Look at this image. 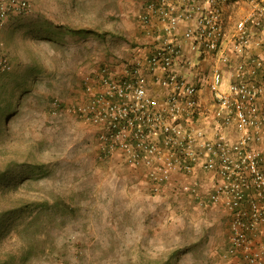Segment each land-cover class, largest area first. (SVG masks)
I'll return each mask as SVG.
<instances>
[{"label": "rangeland", "instance_id": "obj_1", "mask_svg": "<svg viewBox=\"0 0 264 264\" xmlns=\"http://www.w3.org/2000/svg\"><path fill=\"white\" fill-rule=\"evenodd\" d=\"M29 1L30 11L0 30L10 63L0 74V106L14 94L8 122L0 118V166L14 161V174L27 158L43 168L16 172L6 192L0 186V210L21 198L37 203L0 250L24 249L21 264H245L223 256L230 215L206 201L211 178L200 177L203 204L178 183L155 191L142 171L99 157L95 128L61 109L84 99V76L101 63L116 68L143 43L134 23L142 0Z\"/></svg>", "mask_w": 264, "mask_h": 264}, {"label": "built area", "instance_id": "obj_2", "mask_svg": "<svg viewBox=\"0 0 264 264\" xmlns=\"http://www.w3.org/2000/svg\"><path fill=\"white\" fill-rule=\"evenodd\" d=\"M30 9L0 0V30ZM134 17L143 43L83 77L76 117L155 191L178 183L203 204L211 178L206 201L230 215L223 256L264 264V0H142Z\"/></svg>", "mask_w": 264, "mask_h": 264}, {"label": "trees", "instance_id": "obj_3", "mask_svg": "<svg viewBox=\"0 0 264 264\" xmlns=\"http://www.w3.org/2000/svg\"><path fill=\"white\" fill-rule=\"evenodd\" d=\"M56 27H58V26H56ZM77 32H78V34L82 33L81 30H78ZM84 33H86V32L84 31ZM6 59H7V57H6ZM7 62L10 66L8 59H7ZM6 71H8V70L6 69L4 71H1L0 74H2L3 72H6ZM13 95L14 94L12 92V96L7 100L6 105L0 106V118L3 117L2 122L4 124H6V122H8L9 117L13 113V110L11 112L9 111L13 108L12 107ZM59 106H60V102L57 103L55 107L58 108ZM75 107H76L75 101H69L61 109L65 112H68L69 115H71V116L74 115L76 117L77 113L75 112L76 111ZM5 130H6V127H4V131ZM4 136L6 137V132L4 133ZM98 156L101 157V154H98ZM15 165L16 164L14 161H7L2 166H0V186L1 187H5V186H3V184H6V186H7V184H9V181H11L10 184H12V187H14L15 185H13V184L15 182H17V173L28 174L29 172H33V171L42 172V168H43V165H41V163L36 162L35 164H33L29 159L24 158L22 163H21L22 167H20L19 170L16 171L17 173L15 172L14 174H12L14 172L12 170H15L14 169ZM8 188H9V186L4 188L3 191L6 192V190ZM36 204L37 203L30 202L25 198H21L16 204L10 205L8 207V209L4 208V209L0 210V242L3 239V237L6 236L7 232L9 231V228L13 225L14 221L19 216L23 215L25 211L30 212L32 209L31 206H35ZM37 219H38V217L34 218L32 221L27 222L24 225L25 226L24 229H28L29 227L34 226L36 224V222H34V221L35 220L37 221ZM17 254H19V255H17ZM29 255L30 254L26 253V251H24V249L21 251V253H15L14 251H7L4 253L0 250V264H17V263L21 264L29 258Z\"/></svg>", "mask_w": 264, "mask_h": 264}, {"label": "crops", "instance_id": "obj_4", "mask_svg": "<svg viewBox=\"0 0 264 264\" xmlns=\"http://www.w3.org/2000/svg\"><path fill=\"white\" fill-rule=\"evenodd\" d=\"M118 65V64H117ZM116 66V65H115Z\"/></svg>", "mask_w": 264, "mask_h": 264}]
</instances>
